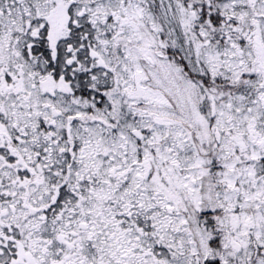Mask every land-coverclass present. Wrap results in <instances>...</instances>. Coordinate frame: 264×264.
<instances>
[{"label": "snow or ice", "instance_id": "obj_1", "mask_svg": "<svg viewBox=\"0 0 264 264\" xmlns=\"http://www.w3.org/2000/svg\"><path fill=\"white\" fill-rule=\"evenodd\" d=\"M0 264H264V0H0Z\"/></svg>", "mask_w": 264, "mask_h": 264}]
</instances>
